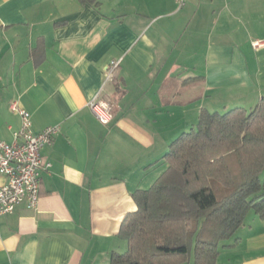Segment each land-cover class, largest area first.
Here are the masks:
<instances>
[{"label": "crops", "instance_id": "obj_1", "mask_svg": "<svg viewBox=\"0 0 264 264\" xmlns=\"http://www.w3.org/2000/svg\"><path fill=\"white\" fill-rule=\"evenodd\" d=\"M255 41L264 0H0V141L22 128L14 103L34 134L60 127L41 151L51 167L38 208L0 216V264H110L125 253L132 194L165 172L172 142L203 109L249 111L264 98ZM95 98L112 105L111 124L93 115ZM238 230L217 264H264V222L249 213Z\"/></svg>", "mask_w": 264, "mask_h": 264}, {"label": "trees", "instance_id": "obj_2", "mask_svg": "<svg viewBox=\"0 0 264 264\" xmlns=\"http://www.w3.org/2000/svg\"><path fill=\"white\" fill-rule=\"evenodd\" d=\"M199 115L170 145L161 177L132 194L137 211L118 233L127 251L110 264H217L249 213L264 222V98L249 111Z\"/></svg>", "mask_w": 264, "mask_h": 264}, {"label": "built area", "instance_id": "obj_3", "mask_svg": "<svg viewBox=\"0 0 264 264\" xmlns=\"http://www.w3.org/2000/svg\"><path fill=\"white\" fill-rule=\"evenodd\" d=\"M176 1L183 6L186 0ZM252 46L256 50L264 48V41H255ZM117 65L118 62H112L107 66L106 80L114 78ZM88 106L100 123L111 124L114 110L110 103L95 98ZM11 110L21 116L22 128L14 134L12 144L0 141V175L7 179L6 184L0 187V216L13 214L20 205L32 211L38 208L41 197L40 172L51 167L41 160V151L44 146L51 145L60 132L59 126H52L34 134L31 114L15 103Z\"/></svg>", "mask_w": 264, "mask_h": 264}, {"label": "rangeland", "instance_id": "obj_4", "mask_svg": "<svg viewBox=\"0 0 264 264\" xmlns=\"http://www.w3.org/2000/svg\"><path fill=\"white\" fill-rule=\"evenodd\" d=\"M251 50V49H250ZM251 57L253 58H259V53H255L254 51H252L251 50ZM219 112H220V114H223L224 113V111L222 112V111H220L219 109H217ZM188 130H190V129H188ZM261 177H264V172H263V174H262V176ZM252 213V212H251ZM252 214H254V212L252 213ZM189 264H195V261H194V258H192V260L190 261V263Z\"/></svg>", "mask_w": 264, "mask_h": 264}]
</instances>
